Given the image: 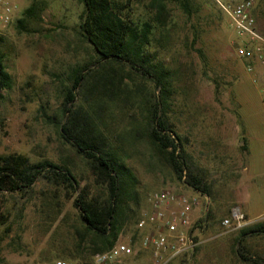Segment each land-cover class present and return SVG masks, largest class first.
Masks as SVG:
<instances>
[{"label": "rangeland", "instance_id": "rangeland-1", "mask_svg": "<svg viewBox=\"0 0 264 264\" xmlns=\"http://www.w3.org/2000/svg\"><path fill=\"white\" fill-rule=\"evenodd\" d=\"M6 1L16 6L17 20L32 0ZM36 1L42 4L40 21L30 23L28 33H17L13 24L0 32L2 63L11 79L10 89L3 91L0 99V156L21 155L30 163L66 162L80 186H90V173L84 163L61 142L53 124L45 119L59 120L60 81L68 71L94 59L92 46L82 39L79 30L83 7L78 0ZM238 1L189 0L191 13L187 17L176 0H164L167 20L147 48L174 74L177 88L168 118L175 132L186 137L185 152L210 185L206 196L214 199L207 203L210 208L206 205L208 218L213 216L214 221L206 216L203 221L208 224L195 236L199 248L174 264H179L178 260L189 259L194 264L213 258L215 264H264V236L249 237L243 243L249 259L245 262L236 253L235 258L223 257L221 247H212L235 244L238 230L222 224L231 207L247 211L256 222H264V65L257 66L260 83L255 82L245 72L244 61L235 54L238 37L221 6ZM147 6V0L132 4L126 15L132 21L143 20L152 12ZM253 13L258 30L264 34V0H256ZM193 37L196 41L190 47ZM128 76L132 84H142L145 91H151V83ZM126 81L131 83L128 77ZM122 104L106 105L104 127L136 178V204L130 207L133 217L125 222L116 240L136 250L144 234L136 224L150 214L148 197L162 189L174 193H187L189 189L149 145L125 136L127 119L115 106ZM229 118L238 120L243 133L235 134V123L227 122ZM257 131L262 139L254 137ZM243 134L250 143L247 156L239 145L241 140L246 141ZM242 165L245 172H241ZM211 222L214 229L207 230ZM76 231L82 228L71 200L44 181L35 182L26 195L0 194V264H39L62 254L85 264L92 245L88 236L79 241ZM132 236L136 240L131 246ZM135 259L126 257L123 264H137Z\"/></svg>", "mask_w": 264, "mask_h": 264}, {"label": "trees", "instance_id": "trees-1", "mask_svg": "<svg viewBox=\"0 0 264 264\" xmlns=\"http://www.w3.org/2000/svg\"><path fill=\"white\" fill-rule=\"evenodd\" d=\"M78 1L83 7L79 30L82 39L92 46L94 59L68 71L64 81H60L59 120L45 119L53 124L61 142L84 163L91 185L80 186L66 162L60 165L48 160L30 163L21 155L11 154L0 156V194L26 195L37 181L62 191L64 197L71 200L82 228L81 232H75L78 240L83 241L88 236L92 245L89 259L83 262L90 264L94 254L116 243L123 225L133 217L130 207L136 204V178L104 127V110L108 103H123L115 106L127 119L129 129L125 136L149 145L177 180L191 191L204 195L210 194V185L185 152L186 137L175 132L168 118L170 101L177 88L174 74L147 49L154 35H160L159 30L167 20L164 0H147L152 12L140 21H132L126 12L129 13L132 4L142 0ZM176 1L182 12L190 17L189 0ZM41 12L42 4L32 0L13 23V29L17 33H28V25L39 22ZM195 41L193 37L189 46ZM195 52L202 57L200 50L195 49ZM2 59L0 54V99L1 93L11 86ZM130 74L140 83H151V91H145L142 84H132ZM126 77L131 83H127ZM240 149L246 150L245 145ZM254 236H264V222L238 230L235 252L244 262L249 259L243 243ZM131 238L132 246L136 239L135 236ZM61 256L65 258L53 259L75 260ZM254 264L260 263L254 261Z\"/></svg>", "mask_w": 264, "mask_h": 264}, {"label": "built area", "instance_id": "built-area-1", "mask_svg": "<svg viewBox=\"0 0 264 264\" xmlns=\"http://www.w3.org/2000/svg\"><path fill=\"white\" fill-rule=\"evenodd\" d=\"M256 0H242L232 6H221L230 25L237 35L236 56L244 61L245 72L259 82L256 76L258 65H264V34L256 29L254 7ZM16 20V6L0 0V32ZM262 103L264 105V82L261 83ZM189 189V188H188ZM190 190V189H189ZM193 192V191H192ZM199 197L204 202L208 198L198 192L174 193L162 189L148 197L150 214L140 219L136 228L149 230L140 237L136 250L128 245L115 243L106 251L91 257L90 264H123L126 257H135L137 264H169L182 254L191 252L195 246V236L200 234L204 221L193 223L190 213L199 205ZM222 224L232 229L246 226L245 217L239 209H233L230 217ZM39 264H80L74 261L53 259Z\"/></svg>", "mask_w": 264, "mask_h": 264}, {"label": "crops", "instance_id": "crops-1", "mask_svg": "<svg viewBox=\"0 0 264 264\" xmlns=\"http://www.w3.org/2000/svg\"><path fill=\"white\" fill-rule=\"evenodd\" d=\"M240 1H242V0H240ZM240 1H238V2H236V3H239ZM235 3V4H236ZM232 119V118H231ZM240 121V120H239ZM227 122H231V123H235V126H234V129H235V134H237V135H239V134H241V133H243L240 129H239V124H238V120H236L235 118H233L232 120H230V118H229V120L227 121ZM255 134V136L254 137H256V138H259V139H262V134H261V132H255L254 133ZM245 134H243V137L242 138H245V142L243 141V140H241L242 142H240L239 143V145H240V147H242V146H244L245 145V149L246 150H243V153H245V155L247 156L248 155V152H249V142L247 141V139H246V137L244 136ZM240 168H242V171L241 172H245V170H246V167H245V165H242ZM239 178L241 179V173H239ZM190 193H194V192H192L191 190H188V192L186 193V194H190ZM207 198H208V201L207 202H204V200H203V198L202 197H199V205L190 213V215H189V219H190V221L191 222H193V223H196V222H199V221H203L204 219H205V217L207 216V218H208V215H210V214H207V211H208V208H210V207H208V204H210V203H212V201H214V199L213 198H211L210 196H207ZM226 200V199H225ZM227 200H229V199H227ZM208 203V204H207ZM206 205H207V207H206ZM211 206V205H210ZM233 209H239L238 207H231L230 209H229V217H230V214H231V211L233 210ZM240 210V209H239ZM242 214L244 215V217H245V221H246V226L247 225H250V224H253V223H255L257 220L255 219V217H251L249 214H248V212L247 211H245V210H243L242 209ZM228 217V218H229ZM213 218V216H211V218H208V219H212ZM228 218H226V219H228ZM215 220H219V216L217 217V218H215ZM225 220V219H224ZM211 221V220H210ZM212 221H214L213 219H212ZM206 223H205V225H204V227H203V229L206 227V225L208 224V222L207 221H205ZM214 226H213V224H212V222H211V225L210 226H208V228H207V230L208 229H214L213 228ZM149 230V228L147 227V228H145L144 229V234L147 232ZM195 242H196V246H195V250H196V248H199V245H200V242H199V240H198V238L196 237L195 238ZM212 247H221V249L220 250H223V251H225V254H223L222 256L223 257H227V258H230L231 256L232 257H234L235 258V254L234 253H236V252H234V251H236V248H237V246H236V244H229V245H225V244H219V245H217V246H212ZM194 250V251H195ZM197 251V250H196ZM189 253V252H188ZM188 253H185V254H182V255H180L179 257H177V258H175L174 260H172L169 264H172L173 262L175 263L176 261H177V259H180V258H182V257H184V256H187V255H190V254H188ZM190 260L189 259H185L184 261L183 260H178V263L179 264H190ZM173 263V264H174ZM216 263V260L213 258L212 260H206V261H203V260H201V261H199V260H196L195 261V263L194 264H215Z\"/></svg>", "mask_w": 264, "mask_h": 264}]
</instances>
